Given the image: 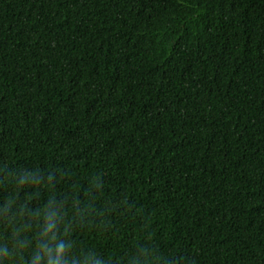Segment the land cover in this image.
I'll list each match as a JSON object with an SVG mask.
<instances>
[{
    "label": "trees",
    "instance_id": "1",
    "mask_svg": "<svg viewBox=\"0 0 264 264\" xmlns=\"http://www.w3.org/2000/svg\"><path fill=\"white\" fill-rule=\"evenodd\" d=\"M0 264H264V0H0Z\"/></svg>",
    "mask_w": 264,
    "mask_h": 264
}]
</instances>
